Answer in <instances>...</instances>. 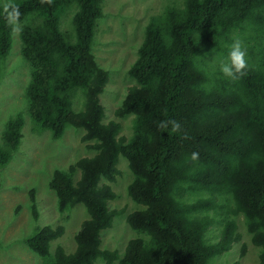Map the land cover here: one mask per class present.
Here are the masks:
<instances>
[{"label":"trees","instance_id":"16d2710c","mask_svg":"<svg viewBox=\"0 0 264 264\" xmlns=\"http://www.w3.org/2000/svg\"><path fill=\"white\" fill-rule=\"evenodd\" d=\"M103 1L0 5L1 57L10 52L15 21L41 18L20 30L21 54L31 73L28 114L35 129L60 139L68 126L82 128V141L95 151L66 170H55L49 183L61 213L77 204L86 208L75 251L67 253L58 245L50 253L52 242L65 232L63 225L43 226L27 238L29 249L48 264H96L99 257L106 264H209L240 240L237 217L242 215L259 247V264H264V0H183L182 7L166 6L150 17L128 70L135 83L116 110L118 116H135L129 140L119 136L117 120L104 121L100 103L109 71L98 62L92 44ZM73 5L78 7L74 43L60 29L62 13ZM249 28L259 35L238 79L213 73L206 60L194 56H225L238 39L234 33ZM77 88L85 96L80 110L73 107ZM169 119L180 124L178 131L158 127ZM24 124L21 113L7 122L0 166L8 165L18 150ZM120 155L133 174L128 194L141 206L127 217L140 235L129 240L123 255L101 248L102 230L119 214L109 208L116 192L101 182L117 180ZM30 197L38 219L34 189ZM217 220L223 222L220 235L208 238Z\"/></svg>","mask_w":264,"mask_h":264},{"label":"rangeland","instance_id":"374dc122","mask_svg":"<svg viewBox=\"0 0 264 264\" xmlns=\"http://www.w3.org/2000/svg\"><path fill=\"white\" fill-rule=\"evenodd\" d=\"M13 2L0 0V5L8 6ZM102 5L104 15L97 20L92 44L98 62L109 71V79L100 94V103L104 107V121L108 123L117 120L120 123L119 136L129 140L133 136L135 116L131 113L123 116L116 114L128 88L135 83L128 70L137 58L150 17L161 13L166 6L182 7L183 0H104ZM77 9L76 5L67 8L60 20L61 31L72 43L76 42L73 17ZM40 21V17L15 21L10 52L5 57L0 56V145L3 144L7 122L19 113L25 119L18 150L8 165L0 166V264H48L27 245V238L45 225L65 227L63 236L52 242L50 253L53 254L58 245H62L67 253H73L77 246L75 235L88 217L83 204H77L70 211L61 213L57 196L49 186L55 170H66L80 158L95 154L82 141L84 129L68 126L64 135L55 139L49 130H36L28 114L26 88L31 73L29 64L21 54L20 30L24 24ZM255 31V28H249L234 33L246 52L257 42L259 34ZM261 40L264 42V37ZM223 57L215 52L206 59L213 73L219 70ZM84 101L83 90L77 88L73 97L74 109H82ZM118 167L121 173L116 181L101 182L112 185L116 197L109 201V208L119 211L113 225L101 232V248L116 250L123 255L129 240L140 235L130 227L127 217L141 206L128 194L133 174L123 155L119 156ZM79 177L78 171L76 178ZM32 189L37 199L38 219L34 218L31 207ZM237 223L240 240L234 243L229 252L215 257L209 264H259V247L252 243L242 215L237 217ZM222 224V220H217L207 232V237L218 238ZM96 264L106 262L99 257ZM113 264H118V261Z\"/></svg>","mask_w":264,"mask_h":264},{"label":"clouds","instance_id":"9594fccd","mask_svg":"<svg viewBox=\"0 0 264 264\" xmlns=\"http://www.w3.org/2000/svg\"><path fill=\"white\" fill-rule=\"evenodd\" d=\"M206 55V54H205ZM198 60H206L199 55H194ZM247 68L246 50L242 46V43L236 39L228 46L226 55L221 59L219 63V72L227 78L232 80L238 79L244 74V70ZM161 129H171L172 131H178L180 124L175 120L161 121L158 125ZM198 154L193 152L191 159L196 160Z\"/></svg>","mask_w":264,"mask_h":264}]
</instances>
